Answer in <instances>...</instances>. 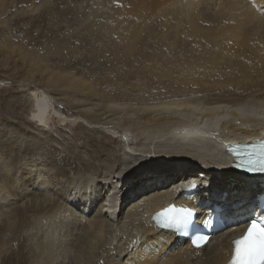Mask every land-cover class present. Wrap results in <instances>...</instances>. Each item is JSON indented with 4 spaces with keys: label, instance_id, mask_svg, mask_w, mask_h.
Here are the masks:
<instances>
[{
    "label": "bare ground",
    "instance_id": "6f19581e",
    "mask_svg": "<svg viewBox=\"0 0 264 264\" xmlns=\"http://www.w3.org/2000/svg\"><path fill=\"white\" fill-rule=\"evenodd\" d=\"M28 1L31 0H17V3ZM88 1L91 6L94 4L104 9L114 3L116 6L118 4V8H122L123 1L125 3L127 0ZM129 2L135 7L133 11H130L131 6L130 10H117L115 6L116 11H110L108 15L115 17L116 22L103 25L101 20L95 19L92 26L101 34L105 32L103 30L113 29L112 31L117 30L120 35L127 29L130 30L129 26L133 24L135 32L131 31L129 38L136 40L141 34L140 27L146 26L147 23L150 25L147 10L161 9L162 4L160 0ZM168 6L171 18L169 14L165 15L171 19V23L166 22L167 18L161 21L166 22L167 27L171 26V43H165L167 47L164 51L161 49L163 54L159 57L164 66L171 62V72L163 74L162 69L157 68V71L161 72L153 74L164 75L167 80H163L167 83L170 80L174 84V90H169L170 85L167 87L166 83L165 86L169 88L167 91L158 90L159 96L154 92L157 95L153 96L157 97L149 99L151 102H145L148 98L140 97L141 101H135V95L133 97L132 94H124V91L115 88L116 93L112 94L115 97H119L118 93L121 94V99L119 97V101H115L113 95L108 96L111 92L104 94L102 89H96L84 80L73 79L67 75H52L51 79L44 75L46 78H38L35 81L43 89L47 88V93H50L49 87L53 88L54 80L59 83L58 87H66V91L55 93L57 98L55 95L53 98L51 94L47 96L45 90H40L38 86L37 92L34 86L25 91L28 104L25 102L26 106L22 104L20 109L25 110L27 120L34 127L51 133L52 124L55 122L60 125L79 123L80 134L87 136L92 128L93 134H103V139L87 136L88 158L85 156L82 160L74 161L66 156L63 158L65 166H72L75 162V171H54L48 167L51 163L45 162L39 168H29L27 165L30 159L27 162H19L17 166L13 163L14 171L11 175L10 171L9 174L6 172L8 168L5 169L8 176L0 175V264H225L229 259L230 241L242 233L247 221L257 212L256 199L264 193V179L247 178L224 171L228 161L223 154L222 145L227 141L260 137L261 131L264 132V82L262 80L258 84L255 83L250 92L240 93L237 98H224L220 97V94L219 97L209 98L211 85L208 88L209 93L206 91L207 87L201 89V92L196 88L195 92L192 85L196 81L219 79L227 71H230V75H237V78L241 74L237 79L240 80L243 72L253 69L254 73L259 64L264 70V0H169ZM132 16L136 17L134 22L130 19ZM119 18L123 21L118 20ZM161 24L160 26L165 28V24ZM168 32L165 31L164 34L167 36ZM160 35L161 33L159 37ZM156 36L154 39L157 40ZM123 40H118L121 45ZM123 43L125 44L114 48L121 57L129 59L134 54L129 46L133 41L129 45L127 41ZM258 43L263 45L260 47L262 49L256 48L259 47ZM152 47L153 45L148 46V49ZM256 57L257 60L249 61ZM114 58L113 60L116 59ZM152 71L151 68L150 72ZM23 72H30L29 67H23ZM228 74L226 75L230 76ZM55 77H59L61 82ZM32 78L29 76L30 82ZM192 80L194 83L188 85ZM183 82L192 86L194 92L183 91ZM222 82L224 84L223 80ZM237 82L236 84L240 83ZM186 83H183L184 86ZM115 84L119 83L114 82L113 85ZM223 84L222 86L226 85ZM202 85L203 83V88ZM257 88L258 91H255ZM68 90H71L75 97L70 95L71 92L67 97ZM213 90L211 91L217 89ZM111 91L113 92V89ZM161 92L168 95L161 97ZM60 101L72 109L75 117H64L62 112L56 110L54 106ZM34 116L44 119L45 123L41 124L38 119H33ZM93 126L101 128L95 131ZM102 130L113 131L114 133H111L119 137L115 146H112L113 134L107 136ZM42 173L45 176L54 175L56 182L49 183ZM137 175L142 176L136 178ZM218 175H221L223 181ZM254 178L259 180L251 181ZM197 182L199 190L196 192V198L179 195L177 188ZM171 204L192 208H196L198 204L204 205V211L198 210L203 217H207L212 206L218 204L236 220V225L232 230H229L227 225L225 231L217 234L208 245L193 250L185 242L177 244L171 233L158 230L152 224L151 215ZM69 213L71 216L67 215ZM232 222L230 220L228 224Z\"/></svg>",
    "mask_w": 264,
    "mask_h": 264
},
{
    "label": "rangeland",
    "instance_id": "374dc122",
    "mask_svg": "<svg viewBox=\"0 0 264 264\" xmlns=\"http://www.w3.org/2000/svg\"><path fill=\"white\" fill-rule=\"evenodd\" d=\"M61 1L62 0H54V1L53 0H50V1L49 0L48 1L47 0H45V1L44 0L43 1L42 0H35V1L31 0L28 2H23L21 4L20 3L18 4L17 0H0V58H1L0 59V151H1L0 152V157H1L0 158V161H1L0 162V175L5 174L6 176H8L6 173L8 171L11 172V173L8 172V174L10 173V175H11L14 171V169H13L14 164H15V166H17L19 162L20 163L21 162H27V160L31 159V157L33 156L34 153H43L47 157V159L44 162L45 163H51L50 165H48V167L54 171L55 170H60V171L64 170V172H68L69 170L75 171L77 168L75 162L73 163L72 166H68V165L65 166L63 163V158H65V156H66L68 158H71L72 161L80 160V159L82 160V159H84L85 156H86V158H88L89 156H88V152L86 150V146H87V141H89V140H88L87 136L90 138H94V139H101V140L103 139V137H102L103 134L102 135H99V133L93 134L92 128L89 129L90 133H88L87 136L83 135L82 133L80 134L81 130L79 128V125H80L79 123L61 124L60 125L59 123L55 122L52 124V126H53L52 132L47 133V132L37 128L36 126L34 127V125L27 120L28 117L26 116V113H24L25 110L24 109L21 110L22 104H23V106H26V104H28L27 99H25V98H27L25 91L27 89H30V88L32 89L34 87L37 88V89L34 88V90H36L35 92H37L39 89L42 90L43 87H40L35 80L38 78H43L44 75L46 77H51V79H53L52 75H67L69 77H72L73 79L84 80L88 84H91L92 86H94L96 89H97V87L99 88V90L102 89L104 94H107V93L109 94V92H111L108 96L113 95L112 93H114V92L116 93L117 89L118 90L121 89L122 91H124L123 92L124 94L129 93L130 95L132 94L133 97L135 95V97H134L136 99V100L134 99L135 101H139V100L141 101V99H146V98H148V100L146 99L145 102L150 101L153 97H157V96H153L154 92L156 93L158 90H161V89H162V91L163 90L167 91V89H169V88H170L169 90H174L173 89L174 84H172L169 79H168L169 81L167 83V81H165V80H167V78L164 75L153 74V73H160L161 71H163V74L171 72V69H170L171 68V62L169 61L170 63H168L169 65H167L170 69L169 70L167 66L163 65L162 61H160L161 58L159 57L160 54H163L165 47H167V45H168L167 43H171V36L169 35L171 33V26H169L170 27L169 28V27H167L168 24L166 25V22L168 23L171 21V19H170L171 18L170 17L171 16V10L168 9L169 8V6H168L169 0H160V2L162 4V5H160V7L163 10H161L160 8L157 9L158 12H156L157 10H155V11L154 10L153 11L147 10L148 14L150 15V19H148L150 25H148V23H147L146 26L140 27L139 32L141 34L139 35V37L136 40H134L133 38L131 40V37L129 38V36H130L129 34H132V32H135V29H134L135 26H133V24L131 26H129L130 30L127 29L128 34H127V30H126L125 33H123V34L120 33V35H119L117 30L112 31L113 29L103 30V31H105L104 32L105 34L104 33L101 34L100 32H97V30L94 28V26H92V24L98 19L101 20V22L100 21L99 22L103 25L108 24V23L112 24L111 22L115 21L114 20L115 17H113L110 14L108 15V13H110V11L115 12L116 9L118 8V4H117V6L115 5L116 3H114V5H107L104 9H101L98 5L92 4V6H91V4L89 3L88 0H84V1L83 0H74L76 3L73 0H67V1L63 0L62 2ZM121 1H123V0H121ZM121 1H119V3ZM128 1L129 0H127L125 3L123 1V4H125V5L122 4L123 7L118 8L117 10L123 9V8H124V10H130V6H131L130 4H132V3H130V2L128 3ZM156 1L157 0H155V2ZM57 2H60V3L57 4ZM127 4H129L128 8H127ZM112 6H113V8H112ZM115 6L117 7L116 9H115ZM134 6H135V2H134ZM167 6H168V8H167ZM131 8L132 9L130 11H133V8H135V7H133V5H132ZM159 10H160V13H159ZM158 13L161 16L164 15L162 17L163 19L161 18V16H160V18L158 17ZM138 14L141 16L140 13H138ZM154 14L158 18L155 17ZM165 14L166 15L169 14L168 16L170 18L168 16H166ZM110 17H112V18H110ZM134 18H136V17L132 16L130 18L131 21ZM165 19L167 21L165 23H163V21H161V20H165ZM118 20L123 21L122 18H119ZM150 21L151 22L155 21V22L150 23ZM160 21L162 24H165V25H163L165 28L160 26V24H161ZM133 22H134V20H133ZM170 23H169V25H170ZM141 28H142V30H141ZM162 28L165 29L164 33H165V31L168 32L169 31L168 29H170L167 36L165 35L166 33L164 34L162 32L163 31ZM94 29L96 31L95 33H94ZM161 29H162V31H161ZM160 33H161V35L159 37ZM110 35H112L113 37ZM117 36H118V38H117ZM122 36H124V37H122ZM155 36H156L157 40L154 39ZM161 36H166V37H164L165 38L164 39V38H161ZM101 37H103L104 39ZM119 38H120V41H121V39H124L123 42L127 41V43H128V44L126 43L127 45L131 44L132 41H133L132 44L133 45L135 44L134 46H131L132 44L129 45L131 47V50L133 49L132 51L131 50L130 51L132 52V54L134 53L133 56L131 55V57L129 58L130 60L127 59L126 57H121V54L117 50H115L116 48H114V47H116V46L120 47V45H121V42L118 41ZM128 38L130 40H128ZM167 38H168V40L170 39L169 42H168V40H166ZM125 39H127V40H125ZM112 40H114V42ZM250 40L251 39H249V41ZM139 41H141L142 43ZM104 42H106L105 45H104ZM123 42H122V45L125 44ZM136 44L139 46H137ZM159 44H160L161 48H160V46H158ZM140 45H141V47L142 46L144 48L146 47V49H148V46L150 47L153 45L152 48H154V49L151 48L150 50L148 49L146 51V49L144 50L143 47L142 48L140 47ZM262 46L259 44V47L257 46L256 48L262 49V48H260ZM111 48H112V50H110ZM142 50H143V52H142ZM138 51H140V53ZM166 51L167 50H165V52ZM137 52L139 55L137 54V58H136ZM148 52H150V53H148ZM152 52H154L155 54ZM144 53H146L147 56H141V55H144ZM148 54L154 55V57L149 56ZM113 55L116 56L115 57L116 59L114 58ZM145 57H146V60H145ZM151 57L153 59H151ZM155 57L157 59H155ZM113 58L115 60H113ZM131 58L133 61L131 60ZM254 59L257 60V57L252 58L249 61L251 62ZM117 60L119 61V63ZM144 60H145V62L146 61L147 62L145 63ZM152 61H153V63H152ZM157 61H158V63H157ZM122 62H123V64H122ZM134 63H136V64H134ZM161 65H162V67H161ZM259 65H258V67H256L257 69L255 68L256 71L254 70V73H257L260 71L259 73H261L262 75L259 73H257L255 75L254 73H252L253 69H248L242 73V77L240 78V80H237V79H239L241 74L237 78V75L236 76L230 75V74H228V73H230V71L226 70L227 71L226 74H228L230 76H227L225 74L226 78L224 75L223 76L224 78L223 77H221L222 79L219 78L220 80L218 78H215L216 80L214 78H212V79H209V80L203 81V82L202 81H196L195 82L196 84L194 83V80L189 81V82L186 81V82H188V85H191V83L192 84L194 83L192 85L194 87V89H193L194 91L197 88V90H200V92H201L202 91L201 89H205L204 87H207V89H206L207 93H209V91H210V96H208L209 98L219 97L218 94H220V97H224V98H226V97L237 98V96H239L240 93L243 94L246 92L247 93L250 92L249 90L251 89V86H254V85L260 83V81H262V80L264 82V70H262V66L259 67ZM25 66L29 67V71H30V72H28L29 74L28 73L26 74L25 72H23V67H25ZM136 66H137V68H136ZM146 66H148V67H146ZM155 66H157V67H155ZM163 67H164V70L166 69L165 72L163 70ZM165 67H167V68H165ZM120 68H122L123 70ZM151 68L153 70L152 72H150ZM157 68H158V70H161V69L162 70L157 71ZM247 71H249V72L251 71V72L249 73ZM123 72H125V73H123ZM23 73H24V75H23ZM247 75H249V76H247ZM259 75H260V77H259ZM29 76L33 77L32 78L33 80H31V82H30ZM231 76H233L234 80H233V78H231ZM24 77L26 79H23ZM46 77H44V78H46ZM152 77H154V78H152ZM235 77H236V81H235ZM55 78H57V80L61 82V79L59 77H55ZM159 78H162V79H159ZM230 78L232 80H230ZM137 79H138V81H137ZM163 79H165V80H163ZM224 79H226V80H224ZM25 80L27 82H25ZM214 80L215 81L218 80V81L215 82ZM222 80L224 81V84H223ZM211 81H213V83H210ZM227 81H228V83H225ZM229 81H231V83ZM232 81L234 82V85H233ZM241 81H243V83H241ZM246 81H247V83H246ZM256 81H258V82H256ZM114 82L119 83V84H115L116 85V87H115V85H113ZM154 82H155V84H154ZM186 82H183V83L185 84ZM206 82H208V84H206ZM214 82L217 85L216 84L214 85ZM236 82L237 83L240 82V83L236 84ZM54 83H55V84H53L54 89L52 87L48 88L49 89L48 92H50V93H47V88H44L42 90V91L45 90V92L47 93V96H49L48 94H51V96L53 98H54L55 93L59 94L60 91H62V92H63V90L66 91V87L65 88L62 86L58 87L59 83L58 82L56 83L55 80H54ZM183 83L181 84V88H183V91H187V90L192 91V88H193L192 86H188L187 83L184 86ZM202 83H203V85H202L203 88L201 87ZM33 84H35L36 86ZM165 84L167 87H168V85H170L169 88H167L165 86ZM212 84L214 86H212ZM222 84L223 85L226 84V85L222 86ZM244 84L248 88H246L244 86ZM109 85H111L113 87H111ZM171 85H172V87H171ZM209 85H211L213 88L211 86L209 88ZM240 85H241L242 89L240 88ZM37 86L39 87V89ZM107 86H108V88L106 89ZM118 86H119V88H118ZM141 86H143V87H141ZM160 86H161V88H160ZM237 86H239V87L237 88ZM115 88H117V89H115ZM142 88H144V89H142ZM179 88H180V85H179ZM208 88H209V91H208ZM110 89L111 90L113 89V92ZM213 89L214 90L217 89V90L214 91ZM236 89L241 90V92L236 90ZM105 90H109V91H105ZM129 90H130V92H129ZM211 90H213L214 92H212ZM254 90L258 91V88L254 89ZM194 91H192V92H194ZM224 91H225V93H224ZM69 92H71L70 95L73 94L71 90H68V92H67L68 94H66L67 97L70 96ZM118 94L120 97L121 94L120 93H118ZM129 94H127V95L129 96ZM144 94L146 95V97ZM157 94L159 96L158 92H157ZM157 94H154V95H157ZM149 95H151V96H149ZM160 95H162L161 97H164V96H167L168 93L166 94L165 92H163V93L161 92ZM211 95H212V97H211ZM205 96H207V95H205ZM72 97H75L74 94L72 95ZM116 97L114 98V100L119 101V97H117L118 99ZM140 97H141V99H140ZM208 97H206V98H208ZM55 98H57L56 95H55ZM120 99H121V97H120ZM25 102H26V104H25ZM17 106H19V107H17ZM14 107H16V108H14ZM20 107H21V109H20ZM54 107L56 108V110L58 112H62L64 117L65 116L70 117V118L75 117V114L72 112V109L70 107H68V105L66 106L65 104H63L62 101H60L59 104H57ZM11 111L12 112L14 111V112L12 113ZM20 111L21 112L23 111V112L21 113ZM25 118H26V120H25ZM23 125H25V126H23ZM93 128H96V129H94L95 131H99L98 129H100L101 127L93 126ZM103 132L107 136H110L111 134L114 133L113 131H108V130H104ZM111 132H113V133H111ZM30 134H31V136H30ZM39 136H41V137H39ZM64 137H66V138H64ZM82 137L85 138V139L83 138L84 141L82 140ZM111 137L113 138L112 146H115L117 140H119L118 139L119 137L116 136V134L111 135ZM107 138L108 137H106V139ZM20 141H21V143H20ZM68 142H70V143H68ZM4 148H5V151H3ZM26 149H27V151H26ZM32 149L34 151H32ZM9 150H10V152H8ZM10 153H11V155H10ZM60 153H61V155H60ZM26 154H27V156H26ZM2 157H4V158H2ZM7 157H10V158L8 159ZM11 160H12V164L10 162ZM16 162H17V164H16ZM3 168H4V170H3ZM225 168H226V170L224 169V171H226V172L230 171L227 167V164H226ZM5 169H7L6 172H5ZM72 171H70V172H72ZM141 176L142 175H137L136 178H139ZM218 178L223 181V179L221 178V175H218ZM231 179H234V178L231 177ZM234 180H236V179H234ZM257 180H259V178L251 179V181H253V182H255ZM236 181L241 182L240 180H236ZM253 182H250V183H253ZM242 183H245V182L242 181ZM227 184H228V182L226 183V185ZM115 259H116V257H115Z\"/></svg>",
    "mask_w": 264,
    "mask_h": 264
},
{
    "label": "snow or ice",
    "instance_id": "6c2138e0",
    "mask_svg": "<svg viewBox=\"0 0 264 264\" xmlns=\"http://www.w3.org/2000/svg\"><path fill=\"white\" fill-rule=\"evenodd\" d=\"M33 119H38L41 124H44V119L39 116H34ZM47 157L43 153H34L31 161L28 163L29 168H39ZM236 167L244 169L248 173L264 174V144L260 146V151H251L246 154V159H242ZM119 171V169H117ZM49 183H55L54 175H44ZM35 179V176L33 177ZM42 179V183L44 182ZM197 179H199L197 177ZM197 185L193 184L195 188ZM71 216V214H67ZM194 215L192 209L180 207L175 205L169 206L155 217L158 226L162 229H172L187 227ZM209 240L207 235L198 236L192 241L194 247L201 248ZM203 242V243H201ZM234 251L231 257L230 264H264V213L259 216H253L247 221V227L240 238L233 241Z\"/></svg>",
    "mask_w": 264,
    "mask_h": 264
}]
</instances>
